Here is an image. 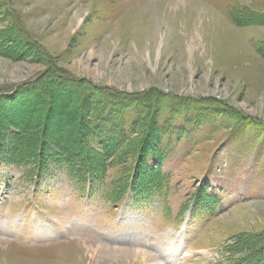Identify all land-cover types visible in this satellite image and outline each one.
<instances>
[{
    "label": "rangeland",
    "instance_id": "obj_1",
    "mask_svg": "<svg viewBox=\"0 0 264 264\" xmlns=\"http://www.w3.org/2000/svg\"><path fill=\"white\" fill-rule=\"evenodd\" d=\"M238 9L255 16L235 22ZM87 79L207 101L160 112L167 190L149 203L117 206L96 188L87 197L59 164L29 176L8 158L16 123L35 144L44 134L97 146L91 120L111 100ZM17 87L0 95V264H126L113 249L139 253L130 261L228 264L226 246L241 234L264 249V0H0V93ZM138 115L121 113L125 125ZM201 185L218 205L187 210Z\"/></svg>",
    "mask_w": 264,
    "mask_h": 264
},
{
    "label": "trees",
    "instance_id": "obj_2",
    "mask_svg": "<svg viewBox=\"0 0 264 264\" xmlns=\"http://www.w3.org/2000/svg\"><path fill=\"white\" fill-rule=\"evenodd\" d=\"M231 16L235 22L239 23L241 22L240 18L249 20L255 16V13L246 9H238L234 10ZM75 81L81 83L85 81V78L76 77ZM86 81L93 85L95 92L101 96H107L111 100V105L106 104L109 106L108 113L100 114L98 105L94 108L96 114L98 112L102 116L100 119V116L97 115L91 120L96 123L91 130L96 137L94 140L97 146L90 148L85 142L83 147L80 144L79 147L77 145L76 147L75 144L67 143L65 140H55L53 145L49 139L44 138V134L41 135L38 144H35L33 141L35 139L30 138L29 127L16 123L18 125L17 129L14 128L18 131L16 140H20V144H18L16 151L8 153V158L12 159L17 166H27L29 176L36 174L42 176L51 163L59 164L60 168L66 169L74 175L82 189H86L90 184L92 189L96 188L104 195L105 199L113 200L114 203L122 201L130 193L132 194L131 198L136 203L150 202L153 197L159 196L167 190V180L162 171L168 158L167 150L162 146L166 133L163 132V128L160 130V126L156 132V122L159 120L160 112L174 104L189 103L199 106L203 105L200 104L201 102L207 101L180 96H163L156 91L132 96L114 89L110 90L103 85H96L90 79ZM19 89L17 87L16 91L13 90V94H6L10 93L7 91L1 92L0 95H9L14 98L13 95ZM8 98L10 99V97ZM117 109L119 112L116 114ZM129 109H135L139 115L134 122L125 125L121 113ZM221 111L224 112L225 110L222 109ZM228 111L230 112V110ZM229 114L233 116L231 112ZM100 129H105L106 133L112 134H107L106 138H100L102 137L99 135ZM149 133L151 135L155 133L154 135L159 140L156 142V147H152L153 151L148 154V151L145 152L144 150V144ZM137 139H141L140 144L136 142ZM129 143L131 144L129 145ZM93 149H97L96 155L91 152ZM143 153L149 155L145 164L143 166L132 164V161L135 160L134 157L143 155ZM209 189L207 185L199 186L193 192L192 202L190 204L186 202V209L188 210L192 205L202 207V209H211L212 206L213 208L215 205L217 206L218 201L214 194L209 192ZM254 238L247 234L234 237L235 242L226 246V250L231 253V256L227 257L228 264H264V249H260V246L256 245L260 241L256 243ZM235 252H242V254L238 257L232 256Z\"/></svg>",
    "mask_w": 264,
    "mask_h": 264
},
{
    "label": "bare ground",
    "instance_id": "obj_3",
    "mask_svg": "<svg viewBox=\"0 0 264 264\" xmlns=\"http://www.w3.org/2000/svg\"><path fill=\"white\" fill-rule=\"evenodd\" d=\"M17 44V43H16ZM114 251V253H117L119 256L120 255H122V256H125L123 259L121 258H117V259H115L116 261H123L124 263H128V264H134V263H139V261H140V263H142V264H162V262H160V261H158L157 260V258H154V257H152L150 254H144V255H141V259H133L132 261H130V255L132 254V255H135V256H138L139 255V253H137V252H132V251H128V250H116V249H113ZM109 251H112V250H109ZM109 254V253H108ZM129 254V255H128ZM127 256V257H126ZM148 260H152V262H149ZM136 261V262H135Z\"/></svg>",
    "mask_w": 264,
    "mask_h": 264
}]
</instances>
